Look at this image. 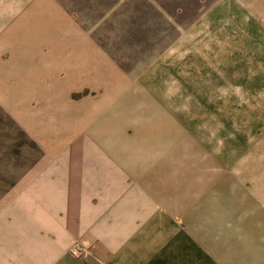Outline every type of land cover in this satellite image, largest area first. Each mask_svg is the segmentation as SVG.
I'll use <instances>...</instances> for the list:
<instances>
[{
  "label": "crops",
  "instance_id": "obj_1",
  "mask_svg": "<svg viewBox=\"0 0 264 264\" xmlns=\"http://www.w3.org/2000/svg\"><path fill=\"white\" fill-rule=\"evenodd\" d=\"M16 1L0 0L3 50L26 41L33 13L47 20L32 0ZM223 11L186 28L143 79L73 43L72 90L98 94L69 102L49 88L39 97L49 158L0 208V264H264V130L249 118L241 130L238 102L224 117L215 101L192 100L193 78L254 76L257 61L264 70V43L239 22L212 21ZM49 40L41 38L64 44ZM10 62L0 77L25 68ZM165 87L173 102L161 97ZM73 243L87 255L70 256Z\"/></svg>",
  "mask_w": 264,
  "mask_h": 264
},
{
  "label": "rangeland",
  "instance_id": "obj_2",
  "mask_svg": "<svg viewBox=\"0 0 264 264\" xmlns=\"http://www.w3.org/2000/svg\"><path fill=\"white\" fill-rule=\"evenodd\" d=\"M197 1L199 0H32L33 11L36 10L35 7L41 8L47 20L35 22L41 13H33L32 30L30 33L25 30L26 41L22 45L6 47L5 50L0 47V64L16 60V66L24 64L25 67L19 72L17 66V70L9 73L16 75V78L0 77V208L49 158V143L43 138L47 135H39V130L43 133L50 132L43 125L50 119L47 121V116L42 119L44 105L40 103L41 94L53 88L59 93L67 92L69 102L98 94L89 88L72 90L71 62H66V58H72L73 47H77L73 43H77L82 50L87 49V44L91 45L97 54L106 55L105 59L125 76L137 79H143L144 69L159 54L165 53L186 28L196 21H202L215 7H224V11L211 16L212 21L239 22L240 32L253 30L256 42L264 43V0H210L199 12L194 8ZM43 8L45 9L42 10ZM183 10L187 13H182L183 20L179 23V11ZM226 28L228 27L224 26L221 33ZM23 34L24 30H21V35ZM41 38L48 41L63 38L64 44L58 46L55 42L44 43ZM21 56L24 58H20ZM92 60L95 61L94 66L100 63L99 58ZM259 65L261 63L257 61L255 71L249 72L254 76L246 78H201L199 81L193 78L192 100L196 101L199 97L198 101H207L210 105L215 101L217 114L222 108L224 117L231 116L229 114L233 113L238 102L241 130L246 128L242 125L243 121L247 124L249 118L257 123L256 133H262L264 126L259 119H264V70L259 69ZM1 73L3 72L0 71ZM237 80L240 82L239 86L236 84ZM6 81L15 84L8 86ZM214 82L221 86L213 85ZM228 82L232 83V87L228 86ZM2 83L5 85L1 86ZM252 86H255L254 92ZM167 91L168 87H165V93L161 97L166 102H173L175 94H168ZM24 101H27L30 109L24 108ZM231 102L234 105L232 109L227 106ZM202 112L206 113L207 110ZM33 121H37L34 122L36 126L32 124ZM59 125H51L53 133L61 129V119ZM30 126L39 133L35 135ZM211 128L204 127L207 131ZM216 128H223L225 131L228 127Z\"/></svg>",
  "mask_w": 264,
  "mask_h": 264
},
{
  "label": "built area",
  "instance_id": "obj_3",
  "mask_svg": "<svg viewBox=\"0 0 264 264\" xmlns=\"http://www.w3.org/2000/svg\"><path fill=\"white\" fill-rule=\"evenodd\" d=\"M68 253L70 256L76 259H82L88 253V248L84 247L80 243H73L69 249Z\"/></svg>",
  "mask_w": 264,
  "mask_h": 264
},
{
  "label": "trees",
  "instance_id": "obj_4",
  "mask_svg": "<svg viewBox=\"0 0 264 264\" xmlns=\"http://www.w3.org/2000/svg\"><path fill=\"white\" fill-rule=\"evenodd\" d=\"M208 1H210V0H207V1H206V0H199V1L196 2L194 8H196V9H197L196 11L199 12V11H201V10L203 9V7L206 5V3H207ZM202 3H203V4L205 3V4H204V5H201ZM179 12H180V13H179L180 16H179V19H178V20H179V23H180V20H183V14H184V13H187V12H186L185 10H183V11H179ZM183 12H184V13H183ZM194 12H195V11H194ZM197 12H196V13H197ZM182 13H183V14H182Z\"/></svg>",
  "mask_w": 264,
  "mask_h": 264
}]
</instances>
